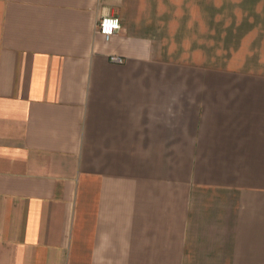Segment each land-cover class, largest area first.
Segmentation results:
<instances>
[{"label":"crops","instance_id":"1","mask_svg":"<svg viewBox=\"0 0 264 264\" xmlns=\"http://www.w3.org/2000/svg\"><path fill=\"white\" fill-rule=\"evenodd\" d=\"M0 264H264V0H0Z\"/></svg>","mask_w":264,"mask_h":264},{"label":"built area","instance_id":"2","mask_svg":"<svg viewBox=\"0 0 264 264\" xmlns=\"http://www.w3.org/2000/svg\"><path fill=\"white\" fill-rule=\"evenodd\" d=\"M120 29V19L114 15L102 16L96 24V31L101 34L105 40H109L113 35L119 32ZM109 60L117 64H122L124 62L122 57L115 55L110 56Z\"/></svg>","mask_w":264,"mask_h":264}]
</instances>
